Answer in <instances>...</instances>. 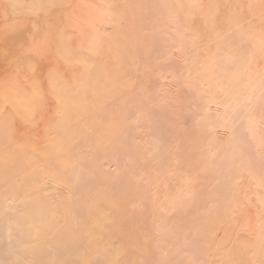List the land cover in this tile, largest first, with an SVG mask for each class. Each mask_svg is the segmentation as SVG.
Returning a JSON list of instances; mask_svg holds the SVG:
<instances>
[{
  "label": "bare ground",
  "instance_id": "bare-ground-1",
  "mask_svg": "<svg viewBox=\"0 0 264 264\" xmlns=\"http://www.w3.org/2000/svg\"><path fill=\"white\" fill-rule=\"evenodd\" d=\"M113 1L0 0V264H264V0Z\"/></svg>",
  "mask_w": 264,
  "mask_h": 264
},
{
  "label": "rangeland",
  "instance_id": "rangeland-1",
  "mask_svg": "<svg viewBox=\"0 0 264 264\" xmlns=\"http://www.w3.org/2000/svg\"><path fill=\"white\" fill-rule=\"evenodd\" d=\"M111 1H113V0H110V2ZM116 1V2H115ZM117 1H119V0H114L112 3H111V5L112 6H114V7H116L115 5H118V7L120 6V8H118V9H116V10H118V12H119V14H124L123 16L125 17L123 20H122V22H120L119 21V23H120V25L121 24H123V25H121L123 28H124V31L123 30H121V29H123L121 26V28H120V36L118 35V37H115V36H113V40H116V38H118L116 41H118V42H115L114 44H115V46L117 47V49L119 50V48H120V51H121V47L123 46L122 44H121V40L122 39H124L123 37H122V33H124L125 32V30H127V29H134V27H135V31H137V33L138 32H140V31H143V30H145L146 29V27H148V26H150L151 28H152V25H157L158 24V22H160V21H157V20H155V21H153V23L150 21L151 19H149V20H147V22H146V18L148 19V18H151V17H155L156 15H159V14H157L156 12V9L155 10H153V12H151V15L149 16V14H148V12L150 13V10L148 11V9L146 8V7H144V6H142L141 4H140V2L141 3H143V0H134V2L132 1V0H128V6H129V8L130 9H132L133 7V9H132V11H128V9L129 8H127V7H124V5H123V7L127 10H125L122 6H121V4H124L123 2H124V0H121V4H120V1L119 2H117ZM130 4V5H129ZM137 4V5H136ZM136 6V7H135ZM122 7V8H121ZM138 7H140V13H139V15H142V16H139V19H137V20H132V19H129V17H130V15H132V14H130V15H128V13H133L134 14V9L136 8H138ZM142 8V9H141ZM124 9V10H123ZM144 9H146L145 11H144ZM142 10V11H141ZM145 12H147V13H145V15H144V13ZM136 13V12H135ZM143 13V14H142ZM153 13H154V15L155 16H152L153 15ZM138 14V13H137ZM145 16V17H144ZM147 16V17H146ZM149 16V17H148ZM145 18V20H144V18ZM156 18H157V16H156ZM159 18V17H158ZM157 18V19H158ZM141 19V20H140ZM155 19V18H154ZM159 20H161L160 18H159ZM143 21H145L147 24H145V22H143ZM166 21V20H165ZM150 22V23H149ZM156 22V23H155ZM141 23V24H140ZM143 23V24H142ZM166 23V22H165ZM0 24H1V20H0ZM149 24H152V25H149ZM139 25V26H138ZM147 25V26H146ZM155 25H154V27H155ZM1 26V25H0ZM138 26V27H137ZM144 26H146L145 28H144ZM144 29H143V28ZM150 27L149 28H147V29H150ZM153 27V28H154ZM138 28V29H137ZM152 28V29H153ZM141 29H143V30H141ZM109 30V29H108ZM107 30V31H108ZM110 31V30H109ZM109 31H108V33H109ZM111 32V31H110ZM145 32H149V31H145ZM153 32V31H152ZM151 32V33H152ZM108 33H106V34H108ZM150 33V32H149ZM141 34H142V32H141ZM146 34H148V33H146ZM146 34H144V31H143V34L142 35H146ZM153 34V33H152ZM151 34V35H152ZM148 35H150V34H148ZM150 35V36H151ZM124 36V35H123ZM147 36V35H146ZM144 36L143 37V39H148L147 41H150L151 39H149V37L150 36ZM2 37H4V36H2ZM114 37H115V39H114ZM146 37V38H145ZM0 39H1V37H0ZM134 40L136 41V40H140L138 37H135L134 38ZM2 41V40H1ZM145 41V40H144ZM143 41V42H144ZM4 41H2V43H3ZM2 43H0L1 45H3ZM147 43H149V42H147ZM0 45V52H2V53H0V54H5V51L6 50H3L2 48H4V46L2 47ZM2 47V48H1ZM5 49V48H4ZM154 50H152V52H153ZM8 52V53H7ZM6 53L9 55V57H8V55H6L7 57H8V59H6L4 56L5 55H1V56H3L4 57V59H6V60H4V61H6V62H4V64H0L1 66H0V71H2V73H3V71H4V73H8V70L7 69H10L11 70V72L13 71L12 69L13 68H15V67H13V63H11L10 62V59H12L11 58V53H9V51H6ZM150 55V54H149ZM0 56V61H2V59H3V57H1ZM8 60V61H7ZM10 62V63H9ZM137 62H138V60H137ZM171 62V64H173V62L172 61H170ZM170 62L168 63V61L167 62H165V61H162V60H160V59H156V62L155 63H152L151 65H150V69H148V74L145 76V81L146 82H144V88L143 89H153V88H158V86H159V90H161L162 88H161V86H160V83L158 82V80H157V78H156V74L155 73H166L169 69H170V67H171V64H170ZM1 63V62H0ZM2 63H3V61H2ZM8 63V65H7V69L6 68H4L5 66H6V64ZM140 63V66L141 65H144L143 63L141 64V61L139 62ZM10 64V65H9ZM4 65V66H3ZM33 65H35V64H33ZM136 65H137V63H136ZM170 65V66H169ZM11 66V67H10ZM2 67L4 68V69H2ZM137 67H139V66H137ZM154 68V71L151 69V68ZM140 68V67H139ZM16 70V69H15ZM14 70V71H15ZM10 71H9V73H11ZM16 72V73H15ZM14 73L15 74H13V72L11 73V76L13 75H18V73L17 72H19L18 70H16ZM1 73V72H0ZM8 73V74H9ZM138 73H136L135 74V76H131L129 79L130 80H133V81H137L138 79H140V78H136L138 75H137ZM9 76V75H8ZM0 78H1V76H0ZM128 79V80H129ZM135 81V82H136ZM141 81V80H140ZM165 87V86H164ZM145 94H147V93H145ZM174 95L175 96H177L178 98H179V100H180V102L181 101H185V100H187V98L189 97L188 96V93L184 90V89H177L175 92H174ZM169 111V113L172 115V117H173V120H174V122L176 123V124H172V125H177V128H178V133H176V134H172L171 136H170V140L169 141H167V144H168V146L169 147H172V148H178V149H183L184 151H186V149L188 148V147H191V148H193L194 146H193V144H196L197 142H196V139H194L193 137L197 134V124H196V122H193L192 120H189V119H185L183 116H176V114H180L179 113V111L176 109V108H172V109H169L168 110ZM171 125V124H170ZM32 133V132H31ZM203 158L204 159H206V156H203ZM214 179V177H211L210 179H209V182H208V185H207V187L205 188V190L206 189H211V188H213V187H216L219 183H221V181L219 180H213ZM175 214V213H174ZM173 214V215H174ZM174 218H176L177 219V217L176 216H174ZM176 219H174V220H176ZM221 238H223V239H225L226 237H221ZM229 240H234V241H236V242H243L244 241V238L241 236V235H238V237L237 236H235V237H231V238H229ZM169 258H170V263L171 264H175L176 263V259H175V257L174 256H172V255H169Z\"/></svg>",
  "mask_w": 264,
  "mask_h": 264
}]
</instances>
